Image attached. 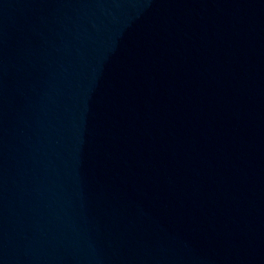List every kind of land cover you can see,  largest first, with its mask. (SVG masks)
Segmentation results:
<instances>
[{
    "label": "water",
    "instance_id": "95a60500",
    "mask_svg": "<svg viewBox=\"0 0 264 264\" xmlns=\"http://www.w3.org/2000/svg\"><path fill=\"white\" fill-rule=\"evenodd\" d=\"M0 264H264V0H0Z\"/></svg>",
    "mask_w": 264,
    "mask_h": 264
}]
</instances>
